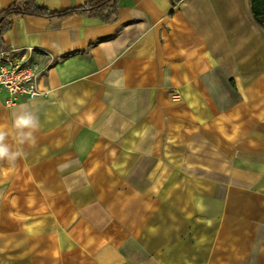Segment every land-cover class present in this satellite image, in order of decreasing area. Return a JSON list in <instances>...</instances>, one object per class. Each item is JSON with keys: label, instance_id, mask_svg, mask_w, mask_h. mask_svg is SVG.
I'll use <instances>...</instances> for the list:
<instances>
[{"label": "crops", "instance_id": "1", "mask_svg": "<svg viewBox=\"0 0 264 264\" xmlns=\"http://www.w3.org/2000/svg\"><path fill=\"white\" fill-rule=\"evenodd\" d=\"M2 50L46 70L32 99L6 106L0 90V125L24 104L42 124L27 158L0 167V264H112L144 196L173 200L179 172L201 206L225 202L207 199L219 188L264 200V29L249 0H118L110 23L18 16Z\"/></svg>", "mask_w": 264, "mask_h": 264}, {"label": "rangeland", "instance_id": "2", "mask_svg": "<svg viewBox=\"0 0 264 264\" xmlns=\"http://www.w3.org/2000/svg\"><path fill=\"white\" fill-rule=\"evenodd\" d=\"M180 175L173 200L165 196L153 203L151 195L144 196V218L137 229L131 230L129 221L128 234L113 243L120 257L112 264H264V200L219 188L207 199L225 202L201 206L194 196L185 198L189 188ZM138 176L133 170L131 177ZM198 208L210 212L209 219H202Z\"/></svg>", "mask_w": 264, "mask_h": 264}, {"label": "trees", "instance_id": "3", "mask_svg": "<svg viewBox=\"0 0 264 264\" xmlns=\"http://www.w3.org/2000/svg\"><path fill=\"white\" fill-rule=\"evenodd\" d=\"M255 22L264 29V0H249ZM118 0H89L83 5L62 10H49L34 0H13L0 11V51L3 49V35L12 27V19L18 16L43 17L64 20L73 16H87L103 23L116 19Z\"/></svg>", "mask_w": 264, "mask_h": 264}, {"label": "clouds", "instance_id": "4", "mask_svg": "<svg viewBox=\"0 0 264 264\" xmlns=\"http://www.w3.org/2000/svg\"><path fill=\"white\" fill-rule=\"evenodd\" d=\"M41 127L40 115L28 104L20 105L12 114L11 124L0 125V167L15 168L26 159V148H35L39 143Z\"/></svg>", "mask_w": 264, "mask_h": 264}, {"label": "built area", "instance_id": "5", "mask_svg": "<svg viewBox=\"0 0 264 264\" xmlns=\"http://www.w3.org/2000/svg\"><path fill=\"white\" fill-rule=\"evenodd\" d=\"M45 70L46 67L30 62L26 54L0 51V90L7 93L5 105L12 106L21 97L32 99L43 94L40 80Z\"/></svg>", "mask_w": 264, "mask_h": 264}]
</instances>
